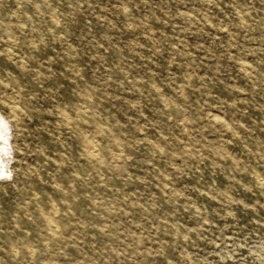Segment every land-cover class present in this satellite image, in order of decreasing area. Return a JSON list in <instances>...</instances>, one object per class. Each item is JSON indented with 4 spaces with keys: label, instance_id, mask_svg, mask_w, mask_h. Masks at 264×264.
Returning <instances> with one entry per match:
<instances>
[{
    "label": "rangeland",
    "instance_id": "rangeland-1",
    "mask_svg": "<svg viewBox=\"0 0 264 264\" xmlns=\"http://www.w3.org/2000/svg\"><path fill=\"white\" fill-rule=\"evenodd\" d=\"M0 264H264V0H0Z\"/></svg>",
    "mask_w": 264,
    "mask_h": 264
}]
</instances>
